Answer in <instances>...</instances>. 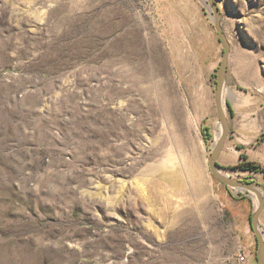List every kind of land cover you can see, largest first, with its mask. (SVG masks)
<instances>
[{
	"label": "rangeland",
	"instance_id": "obj_1",
	"mask_svg": "<svg viewBox=\"0 0 264 264\" xmlns=\"http://www.w3.org/2000/svg\"><path fill=\"white\" fill-rule=\"evenodd\" d=\"M214 3L218 163L264 184V0ZM222 58L209 0H0V264H261L209 165Z\"/></svg>",
	"mask_w": 264,
	"mask_h": 264
},
{
	"label": "water",
	"instance_id": "obj_2",
	"mask_svg": "<svg viewBox=\"0 0 264 264\" xmlns=\"http://www.w3.org/2000/svg\"><path fill=\"white\" fill-rule=\"evenodd\" d=\"M209 1L215 6V27L219 33V38L223 46V58L217 69V87L215 88V103L217 115L224 127L223 133L221 134L219 140L216 142L212 149V153L209 157V165L212 173L229 187L238 188L244 191H250L256 195L258 203L256 204L255 211L251 219V224L259 243L258 260L261 264H264V234L263 231L260 230V217L262 212L264 211V184L260 183L258 178L254 176H251L249 177V179H247L251 181H245L244 177L224 175L218 170V167H221V165L218 163V159L223 152L227 138L232 130L225 107V105L228 107V103L227 101H225V104L223 103L224 85L229 67L231 44L223 30L220 10L217 8L216 4L214 3V0Z\"/></svg>",
	"mask_w": 264,
	"mask_h": 264
},
{
	"label": "crops",
	"instance_id": "obj_3",
	"mask_svg": "<svg viewBox=\"0 0 264 264\" xmlns=\"http://www.w3.org/2000/svg\"><path fill=\"white\" fill-rule=\"evenodd\" d=\"M231 103L233 104V101H231ZM250 124L252 123L243 122L240 123V126L242 127L244 125L247 126ZM221 157L224 158V149L221 154ZM228 188L229 187H226V190L224 191L225 199H226V200L224 199V205L226 206L228 215L233 221L232 223L236 226V228L239 230L241 234L240 235L241 242L250 251L249 253H252L253 250L251 246L253 245V243H256V241H258V239L256 238V234H254L251 224V216L255 211V201L250 196H242L240 198H233L234 196L229 197L228 196L229 192L231 193L233 191ZM231 194L233 195V193ZM229 199H231V201ZM262 214L260 217V222H262L261 221Z\"/></svg>",
	"mask_w": 264,
	"mask_h": 264
},
{
	"label": "bare ground",
	"instance_id": "obj_4",
	"mask_svg": "<svg viewBox=\"0 0 264 264\" xmlns=\"http://www.w3.org/2000/svg\"><path fill=\"white\" fill-rule=\"evenodd\" d=\"M223 103L225 104L224 97H223ZM225 107H226V105H225ZM218 118H219V117H218ZM223 130H224L223 124H222L221 120L219 119V124H218V129H217V136H216V142L219 140L221 134L223 133ZM175 167H176V170H177V171H176V174H174L175 176L172 177V179H170V182H171L173 185H175L176 187H178V189H180V187H179V185H178V184L180 183V181H179V176H180L181 173H183V172H182V170L179 168L178 165L175 164ZM171 169H172V168H168V169H166L163 175L165 176L166 174H169V173L171 172ZM218 170H219L221 173H223L224 175H229V174H230L229 171H227L226 169H222L221 167H218ZM249 192H250V191H249Z\"/></svg>",
	"mask_w": 264,
	"mask_h": 264
},
{
	"label": "trees",
	"instance_id": "obj_5",
	"mask_svg": "<svg viewBox=\"0 0 264 264\" xmlns=\"http://www.w3.org/2000/svg\"><path fill=\"white\" fill-rule=\"evenodd\" d=\"M228 109H229L230 113L233 115V113H234V109H233V107H232V105H231L230 102L228 103ZM205 130H206V131H209V128H208V127H205ZM207 135H210L209 132H207ZM263 138H264V133H263L262 136H260L259 140L261 141V140H263ZM243 156L245 157V155H243ZM244 166H245V170H248V169L255 170V168H256V165H254V164L251 163L250 161H247V162L244 164ZM252 216H253V214H252ZM252 216H251V219H252ZM252 229H253V228H252Z\"/></svg>",
	"mask_w": 264,
	"mask_h": 264
},
{
	"label": "built area",
	"instance_id": "obj_6",
	"mask_svg": "<svg viewBox=\"0 0 264 264\" xmlns=\"http://www.w3.org/2000/svg\"><path fill=\"white\" fill-rule=\"evenodd\" d=\"M237 177H240V175L239 176H237ZM241 177H244L245 179H249L247 176H241ZM255 177V176H254ZM257 178V177H256ZM233 188V187H232ZM238 189V188H237ZM238 190H241V189H238ZM242 191H244V190H242ZM245 192H247V191H245ZM240 260L242 261V262H244V261H246V255H245V253H242L241 255H240Z\"/></svg>",
	"mask_w": 264,
	"mask_h": 264
}]
</instances>
